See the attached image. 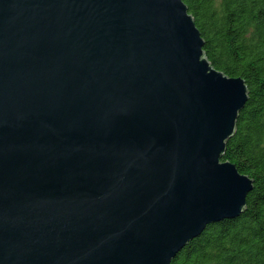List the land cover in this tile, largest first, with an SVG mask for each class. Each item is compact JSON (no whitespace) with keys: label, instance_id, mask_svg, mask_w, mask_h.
I'll return each instance as SVG.
<instances>
[{"label":"water","instance_id":"obj_1","mask_svg":"<svg viewBox=\"0 0 264 264\" xmlns=\"http://www.w3.org/2000/svg\"><path fill=\"white\" fill-rule=\"evenodd\" d=\"M204 45L184 0H0V264H172L242 214Z\"/></svg>","mask_w":264,"mask_h":264},{"label":"trees","instance_id":"obj_2","mask_svg":"<svg viewBox=\"0 0 264 264\" xmlns=\"http://www.w3.org/2000/svg\"><path fill=\"white\" fill-rule=\"evenodd\" d=\"M205 40L211 63L243 77L249 99L224 160L254 180L246 208L209 224L172 264H264V0H184Z\"/></svg>","mask_w":264,"mask_h":264}]
</instances>
